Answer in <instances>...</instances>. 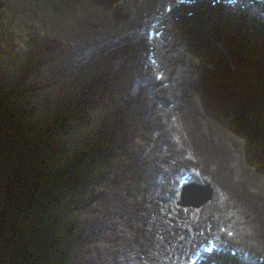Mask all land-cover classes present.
Returning <instances> with one entry per match:
<instances>
[{"label":"trees","instance_id":"trees-1","mask_svg":"<svg viewBox=\"0 0 264 264\" xmlns=\"http://www.w3.org/2000/svg\"><path fill=\"white\" fill-rule=\"evenodd\" d=\"M86 1L96 8L102 3L44 0L48 11L66 21H70L64 14L66 10ZM92 11L88 5V13ZM91 16L88 15L89 22ZM42 45L40 51L35 49L39 53L32 51L16 65L0 61V264H65V240L71 225L64 224L74 221V214L78 215L95 183L104 181V177L97 179L102 174L100 167L115 164L122 151L112 135L105 132L97 137L93 125L87 131L90 116L85 111L95 103L97 95L70 107L67 95L75 93L74 78L59 76L60 68L66 67L65 47L56 39ZM0 49L9 55L8 44H1ZM24 49L23 46L22 52ZM58 49L64 54L62 58L56 54ZM255 64L261 65L259 56ZM226 72L229 79L222 71L212 81L215 92L241 104L236 105L242 109L240 119L228 117L233 126L228 128L233 134L230 135L240 138L243 133L250 145H259L263 139L255 138V133L264 132V79L255 70L252 81L241 71ZM243 110L253 118L248 126L252 136L245 126ZM60 154H67L68 161L61 171ZM91 179L96 182L82 199L79 194L67 196L78 185L81 189L87 181L91 183ZM67 208L70 211L66 217ZM58 214L64 216L55 218Z\"/></svg>","mask_w":264,"mask_h":264},{"label":"rangeland","instance_id":"rangeland-1","mask_svg":"<svg viewBox=\"0 0 264 264\" xmlns=\"http://www.w3.org/2000/svg\"><path fill=\"white\" fill-rule=\"evenodd\" d=\"M160 1L161 0H147L149 3L148 9L143 13L142 17H145V13L148 16L152 13V10L158 8ZM88 5H90V8L94 12L95 6L87 1L80 3L77 5L78 7L76 6L73 9L71 7L68 8L64 14L66 16L68 15L70 21H66L59 15H55V13L48 11L44 0H0V47L1 44L4 47L6 44L9 45V55L6 54L4 50L0 49V61H3L4 64L10 62L12 65H16L18 60L19 62L20 60L23 62V59H25L26 56L29 57L31 52L35 49L40 51V45H42L43 42L55 38L60 44H62V46L65 47V44H67L71 39L70 44L66 47L69 50L66 56L70 57L68 60L69 64L73 60V76L74 74L79 73L80 60L86 52L88 41H92L94 43L97 42L95 41L96 37L100 34H106V29H108L101 21H99V25L96 28L94 35L90 37L92 31L89 32V26L83 21L88 11ZM121 5L129 7L130 13L133 8L132 0H118V4L115 8L117 19L120 20L119 22L126 28V30H128L132 21L128 18L129 13L127 15L123 14ZM159 10L164 11V7L160 6ZM173 21V19L170 20L169 30L171 32L176 29ZM71 22H73V25ZM213 25L214 22H212V26ZM114 26V24H111L110 29L108 30L111 31ZM41 36L44 38L42 41L40 40ZM190 38V51L198 55V60L196 59V67L192 68L191 66L194 63V59L192 57L187 59L186 67L188 73L178 76L176 96L166 100L165 102L162 96H150V91L146 93L144 92V88L136 91V94L143 92L146 105L148 100L150 105L154 103L169 105V102H172L171 105L173 107L174 102L179 103V106L176 107L170 115L174 116L173 119L178 118L182 120L183 127L180 128L181 132L183 134L187 133L191 136V141L193 142L194 147L199 148L198 143H200L201 146L199 150L201 151L203 160L206 164L218 169V176L224 178V181L228 184V186L251 206L254 213L247 215V228H251L252 226L258 224L259 228H261L264 233V140L260 143V145H250L249 142L245 140L246 138L243 133H240V138H236L235 136H232L233 134L231 132H229L228 128L233 126L230 124V118L228 117H231L234 120L235 117L230 113V111L228 112L225 109L227 107L226 103L231 102V100L222 97L219 92H215L213 89L214 84L211 80L212 74H208L210 67L208 64L206 66L208 47L205 44V41L202 42L203 49L200 48V46L198 47V30L190 34ZM177 40L178 39L173 38L172 44L175 47L182 45V43ZM210 42L214 45L211 40ZM139 43H141V41H139ZM23 46L25 49L22 52ZM44 47L45 45H42V48ZM141 48L142 50H145L147 49V46L144 44ZM259 53L260 50L256 53L257 57L259 56ZM56 54L62 56V51L58 49L56 50ZM173 65L178 66L180 64L175 61ZM104 67L111 74L115 69V66L113 65L110 67ZM205 72L210 76L206 78ZM45 75L47 74L45 73ZM138 76H142L141 70L136 75V78ZM155 77H157V75ZM74 78L77 79V76H74ZM134 79L135 78H132V81ZM136 80L137 79H135L134 82H136ZM165 83L169 85V82ZM208 87L211 92H209ZM67 96L70 107L71 105L75 106L80 104V102L76 100V98L80 97L79 95L78 97L76 95V98H74L71 94H68ZM119 98L122 99L121 96ZM222 103H224V106H222ZM147 108L148 117L145 119L148 123V126L146 125L145 128L147 130L146 141H150L152 139L151 133L154 134L157 130L162 136L161 140L156 144V153L152 151L147 155V165H150V177L148 179L144 177L145 180H148L147 182L151 186L150 190H155L152 187L150 180H152L155 184L161 183L160 170L167 169L168 162L180 158L183 156V153L176 151L173 148L165 149L166 147L161 151L162 144L160 143L165 142L167 139L165 133L166 126H164L166 122L162 125L159 123L150 124V120H154V118L151 116L152 109H149L148 105ZM40 109L41 107H39V110ZM221 119H223V121H214ZM186 120L188 121V126L185 124ZM151 126L153 127L152 132ZM172 127H176L178 131L172 132ZM184 129L185 131H183ZM196 129L208 131L211 136H205V138L202 137V140L199 141L196 138ZM254 129L256 130L257 127H254ZM168 131L179 135V126L170 121ZM112 132L117 133L116 130H113ZM133 133L136 134L135 132ZM145 137L146 135L143 136V138ZM132 138L133 137H131V139ZM222 155H224V158H228L229 161L226 159L223 160ZM186 158L197 162L199 157L193 158L186 156ZM215 160L217 165H212ZM66 162H68L67 154H60L58 159V168L60 171L64 169ZM69 165L70 164H68V166ZM153 169L156 170L154 172L157 174V176H154L155 180H153ZM229 170L230 174L228 176ZM187 172L188 171L182 169L171 172L167 176V179L173 183L170 187L172 192H175L176 189H178L177 183L180 181L179 176L181 174L185 175ZM124 178L125 174H122L120 177L122 183L112 190H104L102 196L100 195L95 202L93 201V203L92 196L97 194L98 191L100 192V186L105 185V182L99 184L96 182V179H91V183L87 181L81 189H79L80 186L78 185L71 190L70 195H67L74 196L79 194L80 199H82L84 194H87L88 190H90L92 184L96 182L91 196L85 199L86 202H84L83 207L77 215L78 220L73 222L71 221L69 224H64L65 226L75 224L73 226L79 228V224H83L82 220L86 222L85 230L88 235V241L86 243H84V241H79L80 232L77 230L78 234L75 235V238L69 243L71 247L67 246V248H70V252L73 248L76 257L79 255H76V253H80V250L83 247L84 250L82 251L86 253L88 258L90 257L89 261H91L90 263L87 261L84 263L80 260L83 264H118L119 261H121V264H124V253H128V259L135 258V261L131 262V264H153L152 255L154 251H152L145 243V240L148 241L151 236H144V232L140 229L139 225L131 220L130 217L131 214L130 206H128V200L137 201V203H139V200L133 195L135 193L134 190L128 189L126 191L125 188L128 182L124 183ZM76 183L78 184V182ZM239 189H242L241 193L239 192ZM102 190L103 189H101V191ZM158 191L163 195L168 193L166 188H161ZM206 196L211 197L212 193L207 192ZM237 197L240 199L239 196ZM97 203H99V205H97ZM77 204L79 205V203ZM69 211V208H67V214H65L66 217ZM134 213L138 216H145L143 211L139 213L135 210ZM60 215L64 216V214H58L54 217L56 218ZM105 218L107 222H105ZM97 219L104 220V224L101 226ZM90 223H93V227ZM261 245L264 247V242H262ZM77 246H80L78 252ZM258 255L264 256V253L259 252ZM69 259L70 258L67 253L66 263ZM72 264L77 263L74 262Z\"/></svg>","mask_w":264,"mask_h":264},{"label":"bare ground","instance_id":"bare-ground-1","mask_svg":"<svg viewBox=\"0 0 264 264\" xmlns=\"http://www.w3.org/2000/svg\"><path fill=\"white\" fill-rule=\"evenodd\" d=\"M167 1L171 4H174V2L177 0H167ZM224 1L228 2L229 0H221V2ZM259 1L264 2V0H243L242 2L243 8L247 10L248 14L243 12L244 17L240 16L239 18L237 17L236 13H233L230 10H226L225 8H221L220 4L218 3V0H196L193 6L192 7L190 6L188 8V11L190 13L191 12L196 13L199 11H205V12L213 11L217 15V17L215 18L218 21H215L213 26L212 23L209 24L207 30L202 33L203 41H205V44L208 47L206 66L208 64L210 67L208 74H212L211 80L213 78L218 77L219 73L222 71H225V75H224L225 79H229V74L226 71H231L234 73H240L241 71L243 74L250 77V81H252L253 70L256 71V74L257 76L260 77V79H264V69L262 68V66L264 65V15H261L257 12L259 10L258 6L260 5ZM195 18H196L195 15L189 16L188 20L192 22L193 20H195ZM238 19H244L245 23L244 24L239 23ZM198 23L201 22L195 21L194 24H198ZM126 38H120L117 39V41H124ZM209 39L214 43V45L211 44ZM138 47L139 44L136 43V48ZM258 50H260L259 59L261 65L255 64L257 57L256 53ZM154 51L159 54L157 68L160 70H164L165 69V65L163 62L164 55L162 53L165 52V49L161 51L160 45L156 44L154 47ZM34 53L37 54L39 52L34 50ZM36 54L34 55V58H36ZM126 55H127V51L123 49H119L111 52L110 54L103 55L101 59H105L107 57H112V56L126 57ZM150 55H151L150 52H146L144 60L149 64H153L151 62L152 58ZM188 58H184L180 60L178 57L171 61L169 60L168 64L173 65L174 62L177 61L180 64V66L185 65L184 66L185 68L187 65L186 61ZM112 65L115 66V69L114 71H112L113 73L111 74L110 72L107 71V69L104 66L110 67ZM120 66L121 63L114 60V62L97 66L92 72L86 74L84 77L82 76L77 77V79H74L75 93L73 94V97L76 98V95L77 97L79 95L80 97L76 98V100L80 102L79 105H82L83 102L88 99V97L97 95V99L95 101L97 105H100L101 102H104L105 106L114 108L112 111L108 110L107 108H104V112L107 114V117L104 119H97L99 121L97 122V124H94V134L97 137L102 136L103 133L105 132L112 135L121 147L122 151L120 152L119 156L132 159L135 158L136 152L135 150L131 151L132 149L130 147L129 140L132 142V146H134V144H137V140L133 139L132 141L131 137L136 135L139 129L137 125V120L142 119L141 116H138L139 113L144 108L141 94L135 96L133 99H128V101L121 103L119 106H117V104L103 100L104 96L101 94H97V90L99 87L102 89H109L110 91H112V89L108 85L113 84V82L118 77H122V68ZM166 73L169 72L166 71ZM208 74L206 73V78L210 76ZM59 76L70 79L73 77V70H71L69 74L66 73L65 75L63 73H59ZM150 81L151 79L147 82V84H149ZM143 82H144L143 78L140 79V82L137 79L134 86V90L138 91L139 89H141ZM144 87L147 88V85H145ZM150 89L151 91H153L155 90V87H151ZM106 100H108V98ZM176 119L177 120H175V122L173 123L179 126V135H181L180 136L181 140L182 141L188 140L187 147L182 145L179 146V149L184 151L186 155H198L199 157L198 163H200V165H198V167L200 173H198V175L195 173L194 183H200L199 182L200 180L203 184V187L206 190H208L207 185L212 186L214 190L213 200L208 206L211 208V211L205 217L206 220L210 221V223L213 224L212 229H215V223L216 221L219 220V221H223L224 223H228L232 225L233 228H235L236 230V232L232 235L217 233L219 240L221 241L219 242V246L223 247L226 253L223 255H220L219 253L213 256L211 263L259 264L258 261H256V259L254 258V256L258 251L263 250L262 246L259 243H257L259 241V238H262L264 236L263 231L259 229L253 233L247 228L246 226V218L248 215L247 207L243 206L244 205L243 201L238 199V197L232 192V189L224 181L225 179L218 176V169H215L214 167H211V165L206 164V162L203 160L199 148L194 147L193 142L191 141V136L187 133L183 134L181 132L180 128L183 127L182 120L178 118ZM185 124L186 126L189 125L187 123ZM113 130H116L117 133L115 134L112 133ZM177 131L178 130L176 127H172V132H177ZM183 131H185V129ZM133 132H135L136 134H134ZM167 132L169 131L167 130ZM173 142L175 145H177L176 139H174ZM146 158L147 156L143 155L142 160H145ZM118 160L119 158H117L115 164H117ZM178 162L181 165L189 164V162L184 157L179 159ZM190 165L192 166L193 163L190 162ZM212 165H217L216 160ZM174 167H175L174 164L168 162L167 169L169 171H173ZM130 168H131L130 166H124L123 169L121 170L123 172V170H128ZM160 171L161 174L164 175L169 174L168 171H165L163 169H161ZM138 174L145 178L147 177L145 172V165H143L142 170L138 171ZM229 174H230V170L228 172V176ZM109 176H111V174ZM153 180H155L154 175H153ZM153 184L155 189L157 190L158 183L157 184L153 183ZM193 186L195 188L189 189L188 191L189 195H191L196 190H197L196 193L202 191V189L199 188L198 186L196 185ZM170 187L171 186L167 183V181L163 185H161V188L163 189L166 188L167 191H169ZM170 192H172V190H170ZM170 192H168V198L166 199V204L168 205L167 208L171 207L169 201L172 198L173 194ZM182 199L184 198L182 197ZM135 203L137 204V201H135ZM176 203L178 202L176 201ZM222 208L223 210L226 211H222ZM136 209L140 213L139 209L138 208ZM160 209L161 206L158 208V210ZM204 210L205 208H200L196 210L191 209L188 215L183 217L184 221L182 223V227L186 226V228L185 229L178 228L182 231L183 237L177 243L176 246L174 245L171 246V244H169L166 247H164L162 251L155 250L152 255L153 264H177L176 262L173 263V259H171L169 255L172 253V251L174 252V254L180 252L189 242L197 238V235L195 234L196 231L199 230L202 226H204V224H206L205 221L201 220L203 218ZM140 216L143 218L142 215ZM73 219L77 221L78 216L74 214ZM97 221L101 224V226L104 224V220L102 219H97ZM150 221L154 222V220H150ZM105 222H107L106 218H105ZM73 225L75 224L71 225V233L68 239L65 240L66 242L65 248L67 249L68 257L70 258L66 264H72L74 262H76L77 264H83L80 262V260H82L84 263L85 260H83L80 257V255L76 257L73 248L70 252L69 250L70 248H67V246L71 247L69 243L75 238V235L78 234V231L80 232V236L78 239L79 241H84V243H86L88 241V235L86 233V230H81L80 228H76ZM165 225L167 226V228L165 227ZM170 228H173V222L172 221L165 222L164 231L169 232L168 229ZM140 229L143 231L141 227ZM156 231L157 229L155 228V232ZM193 232H194V236L192 238L191 234ZM144 236H146L145 233ZM155 237L158 238L156 235ZM158 239L160 241V238ZM145 243L147 244V246H149L147 240H145ZM234 244L240 246L242 251H244L240 253L238 258L233 257L231 254L229 255L227 254L230 252L228 248H230V246ZM155 246L158 247V244H156ZM79 248L80 246H77V252L79 251ZM251 249L253 251V254L252 252L250 254L251 258L245 259L244 254L247 251H250ZM81 250H84L83 247ZM77 254L79 253H76V255ZM127 257H129L128 253H127ZM131 259L134 260H128V264H131V262L135 261V258H131ZM118 264L121 263L118 262Z\"/></svg>","mask_w":264,"mask_h":264},{"label":"water","instance_id":"water-1","mask_svg":"<svg viewBox=\"0 0 264 264\" xmlns=\"http://www.w3.org/2000/svg\"><path fill=\"white\" fill-rule=\"evenodd\" d=\"M208 89H209V87H208ZM209 92H211L210 89H209ZM226 104H227V107L225 110H227L228 112L230 111V113L233 114V116L239 120L241 117L242 109L238 108L236 105H241L240 102L235 103L231 100V102H227ZM222 106H224V103H222ZM243 112H245V113H243V120H246V122H247L246 123L247 125H245V126L247 128L248 133L252 136V131L250 130V128L248 126H250L249 120H253V118L246 111L243 110ZM263 135H264V132H261V134L255 133V138H262L264 140ZM258 144L260 145L259 142H258ZM65 171H66V169H65Z\"/></svg>","mask_w":264,"mask_h":264}]
</instances>
